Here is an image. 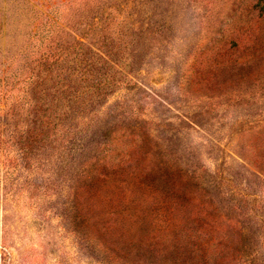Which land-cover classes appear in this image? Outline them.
Wrapping results in <instances>:
<instances>
[{
	"label": "rangeland",
	"instance_id": "obj_1",
	"mask_svg": "<svg viewBox=\"0 0 264 264\" xmlns=\"http://www.w3.org/2000/svg\"><path fill=\"white\" fill-rule=\"evenodd\" d=\"M0 123V264H264V0H0Z\"/></svg>",
	"mask_w": 264,
	"mask_h": 264
},
{
	"label": "trees",
	"instance_id": "obj_2",
	"mask_svg": "<svg viewBox=\"0 0 264 264\" xmlns=\"http://www.w3.org/2000/svg\"><path fill=\"white\" fill-rule=\"evenodd\" d=\"M4 118V117H3ZM0 127H2V129H4V126L2 125V123H0Z\"/></svg>",
	"mask_w": 264,
	"mask_h": 264
}]
</instances>
